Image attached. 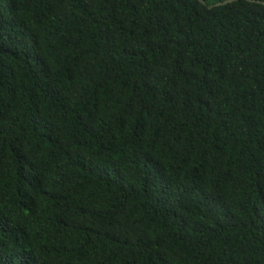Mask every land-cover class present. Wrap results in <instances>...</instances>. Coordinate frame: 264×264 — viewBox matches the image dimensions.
I'll return each instance as SVG.
<instances>
[{
    "label": "trees",
    "instance_id": "16d2710c",
    "mask_svg": "<svg viewBox=\"0 0 264 264\" xmlns=\"http://www.w3.org/2000/svg\"><path fill=\"white\" fill-rule=\"evenodd\" d=\"M204 1L0 0V264H264V0Z\"/></svg>",
    "mask_w": 264,
    "mask_h": 264
},
{
    "label": "water",
    "instance_id": "95a60500",
    "mask_svg": "<svg viewBox=\"0 0 264 264\" xmlns=\"http://www.w3.org/2000/svg\"><path fill=\"white\" fill-rule=\"evenodd\" d=\"M203 3H205V1L204 0H201ZM228 1H232V0H228ZM226 2V1H225ZM225 2H220V3H218V4H221V3H225Z\"/></svg>",
    "mask_w": 264,
    "mask_h": 264
}]
</instances>
